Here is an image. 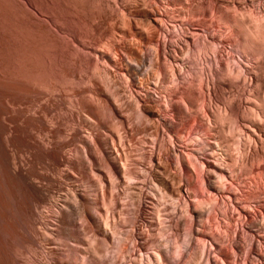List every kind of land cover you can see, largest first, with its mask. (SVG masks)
Segmentation results:
<instances>
[{"label": "rangeland", "instance_id": "rangeland-1", "mask_svg": "<svg viewBox=\"0 0 264 264\" xmlns=\"http://www.w3.org/2000/svg\"><path fill=\"white\" fill-rule=\"evenodd\" d=\"M263 1L0 0V264H264V117L261 137L248 138L220 116L232 75L242 106L250 76L264 93ZM155 51L183 54L158 68L180 69L177 89L143 83ZM190 147L237 168L212 178L225 190L207 194L202 166L178 161Z\"/></svg>", "mask_w": 264, "mask_h": 264}, {"label": "bare ground", "instance_id": "bare-ground-1", "mask_svg": "<svg viewBox=\"0 0 264 264\" xmlns=\"http://www.w3.org/2000/svg\"><path fill=\"white\" fill-rule=\"evenodd\" d=\"M263 3H264V1H263ZM158 7V6H157ZM160 11V10H159ZM154 12V11H153ZM161 12V11H160ZM156 13V12H155ZM154 19H155V17H154ZM160 19H161V17H160ZM147 20V19H146ZM150 22V21H149ZM146 24V23H145ZM261 25H263V24H261ZM157 26V25H156ZM259 26V25H258ZM158 27V26H157ZM261 27V26H260ZM263 27V26H262ZM261 29V28H260ZM264 29V28H263ZM262 29V30H263ZM261 31V30H260ZM261 35V34H260ZM263 39H264V35H263ZM139 41V40H138ZM262 42H263V40H262ZM142 43V42H141ZM131 44V43H130ZM136 44V45H135ZM130 46V45H129ZM131 46H134V47H130V50H131V57L135 60L134 62H137V63H141L142 62V55H141V53H142V50H141V48L142 47H140V45L138 44V42H135V43H132V45ZM145 53V52H144ZM183 55V54H182ZM182 55H161V53L159 52V51H155V54H153V56H152V60H153V62L154 63H152L151 62V64H152V66L150 67V72H148V73H144L145 75H146V77H144V79H142L143 80V83L145 82L146 84H148V80L149 81H151L150 80V78L153 76L154 77V79H156L157 78V85H159L158 83L161 81L160 79H163L161 82H164V80H166V79H169V80H171L172 82H173V85L171 84V88L170 89H173V88H176L178 85H176L177 83H175V81H176V78H177V73L180 71V69L179 68H177V67H175L174 65L172 66V65H170L169 64V66H167L166 65V63L165 64H163V65H165L164 67H163V71L161 72L160 70L161 69H158L159 67H160V65H161V63L163 62V60H165V59H171V60H175L176 61V59H182ZM187 56V55H186ZM145 57V56H144ZM184 57V56H183ZM190 59V58H189ZM130 60H132L131 58H130ZM152 60H149V61H152ZM183 60V59H182ZM231 60V59H230ZM168 61V60H167ZM234 61V60H233ZM244 62V61H243ZM144 63V62H143ZM139 66V65H138ZM162 68V67H161ZM241 68V67H240ZM230 70V69H229ZM232 70H233V67H232ZM234 70H236V69H234ZM233 70V71H234ZM232 71V72H233ZM230 71H228V73H229ZM232 72H230L231 74L230 75H232L233 73ZM243 72H244V70H243ZM242 72V73H243ZM256 72V71H255ZM201 73V72H200ZM227 73V74H228ZM237 73V72H236ZM235 73V74H236ZM239 73V72H238ZM257 73H260V72H257ZM241 74V73H240ZM238 75V74H237ZM236 75V76H237ZM221 76V75H220ZM227 76V75H226ZM233 76V75H232ZM231 76V78H230V76L228 75V77L230 78L229 79V82H228V84H230V86L227 88V87H224L223 85H221V92H223L224 93V95H225V97H223L224 98V103H223V106L221 107L220 105H218V106H220L221 108V111H220V116H221V118H223V119H226L227 121H229V127L232 125V127L231 128H235V126L238 124L239 125V128L240 127H242V129L244 128L245 130H246V132H247V137L249 136L250 138L252 137V135H255V136H257L258 135V137H259V135L261 134V127H263L262 125V120H260V118L261 117H264V93L261 95L260 94V92H259V90H258V87H261V86H258V82H256V81H258V78H257V80L255 81V80H253V78L250 76H248L249 78L245 81L244 80V84H245V82H247L246 84H248V91H247V94H246V96H245V105L244 106H242L241 104V101H240V99H241V96H240V98H239V88H237L236 86H234L235 85V83H233V82H236V81H234L235 79H240V78H238V76L237 77H235V79H234V77H232ZM241 76H242V74H241ZM225 77V76H224ZM227 77V78H228ZM204 79V78H203ZM202 79V80H203ZM214 79V78H213ZM232 79H234V80H232ZM243 79H245L244 77H243ZM138 80V79H137ZM142 80H139V83H142ZM260 80H262V79H260ZM201 81V80H200ZM213 81V80H212ZM222 81V80H221ZM239 81V80H238ZM259 82H261V81H259ZM155 83V82H154ZM225 83V82H224ZM239 83V82H238ZM241 83V82H240ZM203 83H201V85H202ZM169 85V84H168ZM168 85L167 86H163V87H168ZM219 85V84H218ZM236 85H238V84H236ZM147 86V85H146ZM160 86V85H159ZM193 86V85H192ZM216 86V85H215ZM247 86V85H246ZM263 86V85H262ZM148 87V86H147ZM162 87V88H163ZM208 87H209V85H208ZM224 87V88H223ZM242 87V86H241ZM264 87V86H263ZM161 88V90H162V92L161 93H163V89H165V88H163L162 89ZM235 88H237V91H236V89ZM167 89V88H166ZM177 89V88H176ZM176 89L175 90H173V91H175L174 93H176ZM194 89V88H193ZM208 90H209V88H207ZM231 89V92H229V90ZM244 89V88H243ZM242 89V90H243ZM246 89V88H245ZM259 89H263V88H259ZM191 90V89H190ZM196 90V89H195ZM195 90H194V92H195ZM198 90V89H197ZM201 90H203V88H201ZM136 91V90H135ZM159 91V90H158ZM165 91V90H164ZM167 91V90H166ZM172 91V90H171ZM172 91V92H173ZM179 91V90H178ZM177 91V92H178ZM181 91V90H180ZM183 91V90H182ZM246 91V90H245ZM160 92V91H159ZM199 92H201L200 90H199ZM227 92H229L228 94H227ZM239 94H238V93ZM243 92H244V90H243ZM242 92V93H243ZM214 93H217V92H214ZM179 94V93H178ZM194 94V93H193ZM206 94V93H205ZM176 95V94H175ZM192 96V97H188L189 98V103H191L192 105H194V103L196 104V101H195V97H193L194 95H196V94H194V95H192L191 93L189 94V96ZM210 95V94H209ZM218 95H219V92H218ZM221 95H223V94H221ZM221 95H219V96H221ZM244 95V94H243ZM173 96V95H172ZM217 96V95H216ZM163 97L165 98L164 100H166V98H168V96H166V94L165 93H163ZM175 97V96H174ZM198 97H201V96H199L198 95ZM197 97V98H198ZM132 98V97H131ZM204 98V97H203ZM182 99H183V97H182ZM220 99V98H219ZM218 99V100H219ZM243 99V98H242ZM198 101V100H197ZM177 102V101H176ZM204 102V101H203ZM216 102V101H215ZM244 102V101H243ZM186 103V102H185ZM202 103V102H201ZM206 103V102H205ZM241 103V104H240ZM164 104V103H163ZM200 104V103H199ZM203 104V103H202ZM219 104V103H218ZM244 104V103H243ZM133 105V104H132ZM166 105V104H165ZM183 108L182 109H178L179 111V113L180 114H182L183 116H185L186 114H188L189 113V106H188V108L186 107V104H184L183 103ZM206 105V104H205ZM140 106V105H139ZM174 107V106H173ZM180 107H182V106H180ZM197 107V106H196ZM195 107V108H196ZM204 107V106H203ZM193 108V107H192ZM212 108V107H211ZM112 109V108H111ZM157 109V108H156ZM171 109V108H170ZM199 109H200V107H199ZM203 109V111H204V108H202ZM114 110V109H113ZM172 110V109H171ZM207 110V109H206ZM213 110V109H212ZM219 110V109H218ZM114 112H115V117L116 118H118L119 119V122H118V124L120 125V127H121V125H123V124H125L124 123V120H123V118H121L120 117V113L117 111V110H114ZM113 112V113H114ZM201 112V111H200ZM216 112V111H215ZM178 113V114H179ZM207 113V112H206ZM198 114V113H197ZM197 114H195V115H197ZM219 115V114H218ZM217 115V116H218ZM196 117V116H195ZM260 117V118H259ZM208 118V117H207ZM117 119V120H118ZM150 119V118H149ZM220 119V118H219ZM262 119V118H261ZM264 119V118H263ZM151 120V119H150ZM200 119L198 118V121H199ZM210 120V119H209ZM195 121V120H194ZM200 121H202V120H200ZM206 121H208V120H206ZM203 122V121H202ZM210 122H212V121H209L208 123H207V125H203L202 123V125L204 126V128H203V130H199V132L201 133V134H199L202 138H203V136H205V133L207 132V130H213V127H212V125L213 124H211ZM222 122V121H221ZM264 122V121H263ZM159 123V122H158ZM220 123V122H219ZM223 123V122H222ZM227 123V122H226ZM217 124V123H216ZM221 124V123H220ZM224 124H225V122H224ZM214 126V125H213ZM226 127V126H225ZM238 127V126H237ZM236 127V128H237ZM116 128H118L119 129V127H116ZM217 128V127H216ZM221 128V127H220ZM197 129V128H196ZM199 129V128H198ZM197 129V130H198ZM214 129H215V127H214ZM241 129V128H240ZM263 129V128H262ZM163 130H164V128H163ZM216 130V129H215ZM264 130V129H263ZM117 131V130H116ZM119 131V130H118ZM196 131V130H195ZM208 131V132H209ZM235 131V130H234ZM243 131V130H242ZM230 132V131H229ZM239 132V131H238ZM245 132V131H244ZM212 133H214V131H212ZM236 133V132H235ZM196 134H198V132L196 131ZM244 134V133H243ZM203 135V136H202ZM212 135V134H211ZM215 135V134H214ZM214 135H212V136H214ZM241 135V134H240ZM194 137V136H193ZM199 137V136H198ZM197 137V138H198ZM233 137V136H232ZM248 137V138H249ZM260 137H261V135H260ZM259 137V138H260ZM205 138H206V136H205ZM191 139V138H190ZM207 139V138H206ZM180 140H181V138H180ZM211 140V139H210ZM261 140V139H260ZM206 141V140H205ZM208 141V140H207ZM220 141V140H219ZM218 141V142H219ZM242 141V140H241ZM246 141V140H245ZM263 141V140H262ZM164 142V141H163ZM183 142V141H182ZM209 142V141H208ZM207 142V143H208ZM222 143V142H221ZM246 143V142H245ZM209 144H210V142H209ZM231 144V143H230ZM229 144V145H230ZM178 145V144H177ZM197 145V144H196ZM224 145V144H223ZM226 145V144H225ZM222 145L220 144V143H215V145H214V155H216V153H217V150L219 151V155H220V157H223L222 159L224 160V154L226 153L224 150L225 149H222V147H221ZM228 146V145H227ZM252 146V145H251ZM187 147V146H186ZM185 147V148H186ZM188 147H189V145H188ZM232 148V147H231ZM186 149H188V148H186ZM255 149V148H254ZM167 150V149H166ZM181 150V149H180ZM184 149H182V151H183ZM200 150V149H199ZM203 150V149H202ZM226 150H228V149H226ZM197 151H198V149H195V148H193V147H190V149H189V152H187V155L186 154H183V155H181L180 153H178V152H174L175 154H176V157H178V161L180 162H183V163H185L186 164V166L188 165L189 167H194V170H196V165H198L199 166V164H200V166H202V167H200V169L199 170H201V168H203V174L201 173L202 171H200V175L198 176V174H199V171H198V169H197V172L195 171V174H197L196 176L197 177H199V181H197V182H201V179H202V181L203 182H201V183H203L204 185V187L206 186V193H207V191H208V193H210V194H216L217 192H220V191H222V190H225V187L223 186V184L224 183H221V185L220 186H218V184L216 185V181L215 182H212V178L214 179V176L215 177H218V181L219 180H221L222 178V180L221 181H223V180H225V179H229V178H232L233 179V177L236 175V167H233L232 168V170H230L231 168L230 167H228V166H226V165H228L227 163H225V166L223 167L222 165H220V164H217V163H215L213 160H211V157L209 158L208 157V155H206V157L204 158V160H200L199 158V155H197L198 153H197ZM221 151V152H220ZM228 151H230V149L228 150ZM256 151V150H255ZM258 151V150H257ZM199 152V151H198ZM212 152H213V150H212ZM247 152V151H246ZM182 153H185V151L184 152H182ZM218 155V156H219ZM227 155V154H226ZM201 156H203V155H201ZM122 157V156H121ZM199 157V158H198ZM257 157H258V154H257ZM252 158H254V157H252ZM117 159V158H116ZM121 159V158H120ZM231 160H232V157H231ZM217 161H219V160H217ZM123 162H124V160H123ZM119 163V164H121V165H117V166H121L120 168L119 167H117V169H118V171H120V173H123L126 177L129 175V173H127V167H126V164H125V162L124 163ZM127 162V161H126ZM170 162V161H169ZM221 164H223V162H221ZM235 164V163H234ZM176 165V164H175ZM178 165V164H177ZM229 165H230V163H229ZM236 165V164H235ZM255 165V164H254ZM169 166V165H168ZM179 166V165H178ZM231 166V165H230ZM237 166V165H236ZM244 166V165H243ZM247 166V165H246ZM115 167V168H116ZM166 168V167H165ZM236 168V169H235ZM168 169V168H167ZM173 169V168H172ZM178 169V168H177ZM233 169H235V171L233 170ZM158 170V169H157ZM117 171V172H118ZM129 172V171H128ZM166 172V171H165ZM246 172V171H245ZM161 173V172H160ZM177 174V173H176ZM175 174V175H176ZM182 174V173H181ZM160 175V174H159ZM162 175V174H161ZM201 175H202V177H201ZM241 175V174H240ZM124 176V177H125ZM130 176V175H129ZM192 176V175H191ZM194 176V175H193ZM168 177V176H167ZM171 177V176H170ZM196 177V178H197ZM200 177H201V179H200ZM221 177V179H219ZM236 177V176H235ZM165 178H166V176H165ZM162 179V178H161ZM160 179V180H161ZM167 180H168V178H166ZM166 179H163V181L165 180L166 181ZM170 179V178H169ZM187 179V178H186ZM190 179V178H189ZM193 179V178H192ZM198 179V178H197ZM171 180V179H170ZM161 182L162 183V185H163V183L165 182ZM217 181V182H218ZM193 182V181H192ZM192 182H191V180L190 181H188V184L190 185V184H192ZM194 182H196L195 180H194ZM224 182V181H223ZM226 182V181H225ZM158 183V182H157ZM215 183V184H214ZM219 183V184H220ZM231 183V182H230ZM166 184V183H165ZM199 184V183H198ZM195 185H196V183H195ZM246 185V184H245ZM156 186V187H155ZM168 186V185H167ZM192 186V185H191ZM197 186V185H196ZM202 186V185H201ZM223 186V187H222ZM163 187V186H162ZM199 187V186H198ZM197 187V188H198ZM154 188H156V190H158V186H157V184H154V187H153V189ZM167 188V187H166ZM189 190H190V188L189 187H187ZM196 188V187H195ZM196 188V189H197ZM232 188V187H231ZM200 189V188H199ZM205 189V188H204ZM180 191V190H179ZM188 191V190H187ZM193 191V190H192ZM191 190H190V193H191V195H193L194 194V192H192ZM229 191V190H228ZM165 193H170V189L168 188V190H165L164 191ZM189 192V191H188ZM205 192V191H204ZM193 193V194H192ZM206 193H204V194H206ZM207 193V194H208ZM237 194H238V192H236ZM177 194V193H176ZM180 194H181V192H180ZM179 194V195H180ZM203 194V193H202ZM233 194H234V192H233ZM115 195V194H114ZM113 195V200H112V203H117L115 200H116V197ZM158 195V194H157ZM165 195V194H164ZM171 195V194H170ZM173 195V194H172ZM201 195V194H200ZM161 196V195H160ZM168 196V195H167ZM230 196V195H229ZM175 197V196H174ZM153 198V197H152ZM238 198V197H237ZM239 199V198H238ZM241 199V198H240ZM76 200V199H75ZM74 200V201H75ZM201 200V199H200ZM117 201H118V199H117ZM226 201V200H225ZM250 201V200H249ZM257 201H259L258 199H257ZM71 202V201H70ZM215 202V201H214ZM237 202V201H236ZM239 202H240V200H239ZM199 203V202H198ZM247 204V203H246ZM259 204V203H258ZM104 205H105V203H104ZM115 205H117V204H115ZM235 205V204H234ZM240 205V204H239ZM242 206H245V204L243 205V204H241ZM260 205V204H259ZM111 206V205H110ZM154 206V205H153ZM247 206H248V204H247ZM262 206V205H261ZM72 207H73V204H72ZM118 207V206H117ZM241 207V206H240ZM242 208V207H241ZM252 208V207H251ZM250 208V209H251ZM113 209V208H112ZM77 210V209H76ZM71 211V210H70ZM141 212V211H140ZM99 213V212H98ZM151 213V212H150ZM74 214V213H73ZM142 214L143 213H140V217L142 216ZM157 213H155L154 215H156ZM239 214V213H238ZM70 215V214H69ZM76 215H77V213H76ZM111 215V214H110ZM138 216V217H139ZM161 216V215H160ZM79 217V216H78ZM99 217V216H98ZM137 217V218H138ZM149 217V216H148ZM150 218V217H149ZM75 219V218H74ZM154 220V218H151L150 219V221H148V222H153V220ZM159 219V218H158ZM257 219V218H256ZM255 219V220H256ZM261 219V218H260ZM107 220V219H106ZM161 220V219H160ZM173 220V219H172ZM259 219H257L256 221H258ZM65 221V220H64ZM127 221V220H126ZM227 222V221H226ZM253 222H255V221H253ZM108 223V222H107ZM149 223V224H150ZM153 224H154V222H153ZM256 224V225H255ZM254 225H255V227H257L258 228V230L259 229H263L264 228V221L263 220H260V221H258L257 223H255ZM155 225V224H154ZM253 225V226H254ZM74 226V225H73ZM108 226V225H107ZM86 227V226H85ZM179 227V226H178ZM86 228H84V230H85ZM179 230V229H178ZM79 231V230H78ZM81 231V230H80ZM105 233H107V232H109L108 231V229H104L103 230ZM30 232V231H29ZM50 235V234H49ZM151 236V235H150ZM50 237V236H49ZM146 237V236H145ZM191 237L192 236H189V235H187V237L185 238V240H184V244H185V246H188L189 245V241H191L192 239H191ZM221 237V236H220ZM220 237H218V238H220ZM85 238V237H84ZM83 238V239H84ZM88 238V237H87ZM191 239V240H190ZM32 240V239H31ZM137 240V239H136ZM144 239H140V243L142 244V246L145 244L144 242L145 241H143ZM152 241V243L156 246V252H155V254H156V256H157V258H159V259H161V260H163V261H165V259L167 260V261H169V262H173V261H175L174 260V257L173 256H170L169 255V252H168V249L167 248H165L164 247V244H163V240H161V239H153V240H151ZM23 242V241H22ZM177 242V241H176ZM235 242V241H234ZM237 242V241H236ZM240 242V241H239ZM148 243V242H147ZM258 243V242H257ZM24 244V243H23ZM33 244V243H32ZM75 244V243H74ZM236 244V243H235ZM76 245V244H75ZM90 246V245H89ZM241 246V245H240ZM27 248V247H26ZM53 248V247H52ZM121 248H123V247H121ZM185 248H187V247H185ZM188 248H189V246H188ZM240 248V247H239ZM243 248V247H242ZM109 249V248H108ZM248 249V248H247ZM250 249V248H249ZM244 250V249H243ZM246 250V249H245ZM251 250V249H250ZM253 250V249H252ZM251 250V251H252ZM92 251V250H91ZM242 252V251H241ZM98 253V252H97ZM237 253V252H236ZM248 253H250V252H248ZM252 253V252H251ZM258 254V253H257ZM122 255V254H121ZM162 255L164 256V257H166V258H162ZM172 255V254H171ZM242 255V254H241ZM257 256V255H256ZM254 257V256H253ZM40 258V257H39ZM236 258V257H235ZM247 258V257H246ZM258 258V257H257ZM238 259V258H237ZM245 259V258H244ZM254 259H255V257H254ZM260 259V258H259ZM161 260H159V261H161ZM241 260V259H240ZM254 261V260H253ZM260 261V260H259ZM32 262V261H31ZM103 262V261H102ZM101 262V263H102ZM232 262V261H231ZM244 262H245V260H244ZM244 262H243V264H244ZM174 263V262H173ZM222 263V262H221ZM224 263V262H223ZM233 263V262H232ZM241 263V262H240ZM256 263V262H255ZM23 264V263H22ZM176 264V263H175ZM246 264V263H245ZM259 264V263H258Z\"/></svg>", "mask_w": 264, "mask_h": 264}]
</instances>
